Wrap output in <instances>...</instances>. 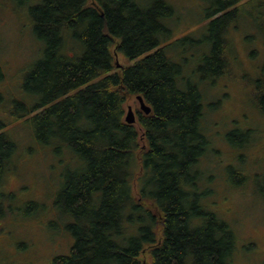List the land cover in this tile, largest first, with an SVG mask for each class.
Returning <instances> with one entry per match:
<instances>
[{
	"label": "trees",
	"instance_id": "obj_1",
	"mask_svg": "<svg viewBox=\"0 0 264 264\" xmlns=\"http://www.w3.org/2000/svg\"><path fill=\"white\" fill-rule=\"evenodd\" d=\"M41 1L29 9L42 56L22 83L40 102L18 104L16 119L31 125L39 145L71 153L79 168L56 195L72 245L52 264H232L233 230L204 204L208 190L199 187L196 165L209 147L200 83L183 77V63L163 44L172 37L170 1ZM212 1L207 36L195 41L206 47L203 63L216 66L205 81L230 73L229 35L242 11L261 21L264 46V0ZM261 78L246 82L264 116V66ZM137 96L151 112L137 109L127 125L126 104ZM4 127L0 122V185L16 151ZM250 133H241L239 148L254 145ZM259 193L264 198V181Z\"/></svg>",
	"mask_w": 264,
	"mask_h": 264
},
{
	"label": "rangeland",
	"instance_id": "obj_2",
	"mask_svg": "<svg viewBox=\"0 0 264 264\" xmlns=\"http://www.w3.org/2000/svg\"><path fill=\"white\" fill-rule=\"evenodd\" d=\"M169 1L175 17L169 22L172 37L163 44L174 62L183 63V77L200 83L204 99L202 128L209 147L196 165L201 172L199 187L208 190L203 202L233 230L232 264H264V198L259 193L264 181V116L250 101L246 82L262 79V23L241 12L238 29L229 35L235 56L230 73L205 81L213 77L216 66L211 71V65L203 63L206 47L195 41L207 36V12L213 1ZM41 2L0 0V122L16 144L13 163L0 185V264H52L55 256L68 255L72 245L65 229L69 218L55 200L67 175L79 171L78 163L67 151L59 157L39 145L31 125L16 119L22 113L18 104L28 108L40 102L22 90V83L42 56L44 44L34 35L29 9ZM128 106L134 112L139 109L135 100L126 104L125 111ZM241 116H247L243 122ZM246 130H251L255 143L241 149L237 143ZM137 180L136 176L132 181L136 198Z\"/></svg>",
	"mask_w": 264,
	"mask_h": 264
},
{
	"label": "water",
	"instance_id": "obj_3",
	"mask_svg": "<svg viewBox=\"0 0 264 264\" xmlns=\"http://www.w3.org/2000/svg\"><path fill=\"white\" fill-rule=\"evenodd\" d=\"M117 67L120 66L117 65ZM136 101L139 105L140 111L145 115H149V113L151 112V108L144 102L143 98L141 96H137ZM124 122L127 125H133L136 122L135 113L131 106H128L125 111Z\"/></svg>",
	"mask_w": 264,
	"mask_h": 264
},
{
	"label": "flooded vegetation",
	"instance_id": "obj_4",
	"mask_svg": "<svg viewBox=\"0 0 264 264\" xmlns=\"http://www.w3.org/2000/svg\"><path fill=\"white\" fill-rule=\"evenodd\" d=\"M136 114V112H134ZM135 118H136V115H135Z\"/></svg>",
	"mask_w": 264,
	"mask_h": 264
}]
</instances>
